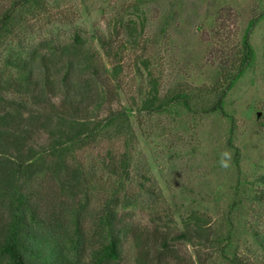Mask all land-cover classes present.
Here are the masks:
<instances>
[{
    "label": "rangeland",
    "instance_id": "rangeland-1",
    "mask_svg": "<svg viewBox=\"0 0 264 264\" xmlns=\"http://www.w3.org/2000/svg\"><path fill=\"white\" fill-rule=\"evenodd\" d=\"M14 1L0 0V17ZM73 46L116 69L92 118L129 113L78 158L103 193L132 194L129 224L168 231L159 264H264V0H26L2 31L0 65L11 50ZM42 178L17 187L35 195ZM1 179L0 237L13 191ZM196 225L198 236L175 238ZM134 242L119 261L85 248L81 263L143 264Z\"/></svg>",
    "mask_w": 264,
    "mask_h": 264
},
{
    "label": "trees",
    "instance_id": "trees-1",
    "mask_svg": "<svg viewBox=\"0 0 264 264\" xmlns=\"http://www.w3.org/2000/svg\"><path fill=\"white\" fill-rule=\"evenodd\" d=\"M25 1L15 0L0 17V37ZM115 73L95 51L77 46L28 56L11 50L0 65V177L8 182L4 189H13L0 264H83L85 248L100 262L119 261L131 241L143 264L167 261L168 231L158 226L138 231L129 224L124 209L132 194L122 193L121 184L103 193L78 158L112 122L128 119L125 107L108 106L96 119L90 115L108 100L101 97ZM35 173L43 176L39 190L26 195L17 182ZM144 190L156 193L151 184ZM201 230L186 226L175 238L198 236Z\"/></svg>",
    "mask_w": 264,
    "mask_h": 264
},
{
    "label": "clouds",
    "instance_id": "clouds-1",
    "mask_svg": "<svg viewBox=\"0 0 264 264\" xmlns=\"http://www.w3.org/2000/svg\"><path fill=\"white\" fill-rule=\"evenodd\" d=\"M222 165L225 167L227 166V164L223 160H222Z\"/></svg>",
    "mask_w": 264,
    "mask_h": 264
}]
</instances>
